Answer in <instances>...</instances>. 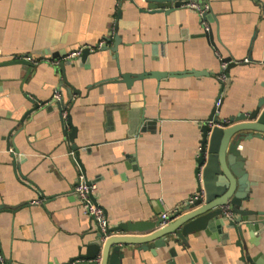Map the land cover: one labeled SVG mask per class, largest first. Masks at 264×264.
<instances>
[{
    "label": "crops",
    "instance_id": "obj_1",
    "mask_svg": "<svg viewBox=\"0 0 264 264\" xmlns=\"http://www.w3.org/2000/svg\"><path fill=\"white\" fill-rule=\"evenodd\" d=\"M196 1L208 5L215 48L197 12L184 5L164 13L143 11L131 0H0L4 264H63L92 237L93 222L73 191L78 169L53 102L56 87L70 116L67 130L77 131L84 176L96 183L94 198L110 226L150 221L196 194L200 124L220 87L214 51L243 61L229 70L220 119L254 107L264 92V0ZM100 43L108 49H93ZM85 47L86 56L81 51L64 62ZM27 56L32 67L17 62ZM185 70L209 74L134 78L129 85L119 76ZM64 75L77 93L62 82ZM242 153L252 183L246 205L264 210V143H243ZM37 192L41 204L33 202ZM235 241L232 232L220 240L198 231L186 249L171 243L156 255L128 252L122 263L191 264L194 253V264H243ZM244 243L250 255L264 258V229L252 238L246 232Z\"/></svg>",
    "mask_w": 264,
    "mask_h": 264
},
{
    "label": "water",
    "instance_id": "obj_2",
    "mask_svg": "<svg viewBox=\"0 0 264 264\" xmlns=\"http://www.w3.org/2000/svg\"><path fill=\"white\" fill-rule=\"evenodd\" d=\"M131 1L140 6L143 11L168 13L182 6L186 0ZM139 1L143 4L142 7ZM206 18L207 20L210 19L208 12ZM204 35L208 38L210 44L215 47L212 30L205 31ZM117 40L116 37L114 46L110 50L115 54L117 53ZM102 48L108 49L107 47ZM89 52V47L83 48L82 57ZM224 60L228 64L224 70L226 81L219 87V93L222 94L221 102L218 107H213L207 119L200 124L201 140L195 173L199 178L196 193L201 195L183 201L173 211L167 213L165 223H163L164 220L159 214L150 221L121 222L114 226L107 224L104 232L101 229L94 228L90 232L92 237L87 242L85 249L63 264H123V258L128 252L133 254L135 251H149L152 255H156V249L170 246L171 243L186 249L189 245V235L198 231H204L207 235L220 240H227L229 233L232 232L236 237L235 244L240 249V261L243 264H264L262 255H250L244 243L246 232L252 238L254 234H258L264 229V210H255L248 208L246 205L252 183L248 179L245 167L246 159L242 153L243 143L248 144L255 139L264 143V92L258 97L254 107L230 116L226 125H212V123L220 122L219 111L223 95L230 84L229 70L231 67L243 63V61L235 60L231 56L224 58ZM17 62L32 67V63L25 58ZM64 66V62H61L62 71H64ZM187 74L200 76L209 73L203 70H185L142 72L140 75L119 73V76L121 80L123 79L129 85L134 78L150 76L158 79L168 75L182 76ZM109 80L118 81V77ZM62 82L74 90L75 93L78 92L69 85L65 75ZM68 96L70 97V94ZM53 102L61 111V122L64 127V134L67 137L66 143L74 152L72 163L78 166L84 175L85 170L78 156L80 148L75 143L76 128L72 127L70 131L67 130V127L71 124L70 116L67 115L66 127L62 118V111L66 108H61V100L58 101L53 98ZM36 104L35 108L38 107V103ZM15 150L17 149L15 148ZM224 205L230 206L233 217H224L222 213V206ZM159 212L164 213V210L160 209ZM169 254L172 257L177 256L176 248L170 247ZM190 255L193 259L191 264H194L196 257L194 253ZM4 263L0 251V264Z\"/></svg>",
    "mask_w": 264,
    "mask_h": 264
},
{
    "label": "built area",
    "instance_id": "obj_3",
    "mask_svg": "<svg viewBox=\"0 0 264 264\" xmlns=\"http://www.w3.org/2000/svg\"><path fill=\"white\" fill-rule=\"evenodd\" d=\"M117 1L120 2L122 0H117ZM183 5L188 7V8L194 9L199 16V21H200V24H201L203 31L204 32L209 31L210 24L206 18V14L208 12V5L207 4L200 5L199 3H197L196 0H186ZM101 47H102V43H100V45H96L95 48H93V47H91V48L98 49ZM81 51H82V48H79L77 50L70 52L64 58V62H70L73 59L77 58L79 56V54L81 53ZM214 53L217 56L218 60L220 61V72L216 76V78H217L219 85L221 86L226 81V75L224 73V70L226 69L228 62H226L224 60V57H222L216 50L214 51ZM24 58L29 60V61H32L30 56H27ZM221 96H222L221 93L217 94L216 99H215V103H214L215 108L218 107V105L220 104ZM53 98L57 99L58 101L61 100V95H60V91H59L58 87H56L53 91ZM215 111L218 112L217 110H215ZM67 115H68L67 109L63 110L62 118H63V121L65 123V126H66ZM227 122H228V119L222 118V119H220V122L212 123V125L223 126V125H226ZM76 168L78 169V176H77L76 182L73 186V191L77 197L79 207L83 210V212L86 215H88L90 217V219L93 222L94 228L101 229L104 232V230L108 224V221H107V218H106V215H105L103 208L99 205V203L94 198V193L97 190V185L94 182L88 181L85 178V176L81 173L78 166H76ZM37 193H38V198L36 199V201H33V202L36 204H41V202H42L41 198H40L41 195L39 192H37ZM200 195L201 194L196 193L192 196V198H196ZM222 213H223L224 217H226V218L233 217L229 205L222 206ZM161 218L164 220L163 223H165V219L167 218V213H163L161 215Z\"/></svg>",
    "mask_w": 264,
    "mask_h": 264
}]
</instances>
